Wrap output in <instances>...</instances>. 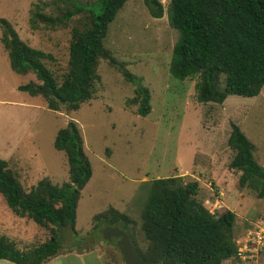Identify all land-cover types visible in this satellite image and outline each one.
I'll list each match as a JSON object with an SVG mask.
<instances>
[{
    "label": "rangeland",
    "instance_id": "1",
    "mask_svg": "<svg viewBox=\"0 0 264 264\" xmlns=\"http://www.w3.org/2000/svg\"><path fill=\"white\" fill-rule=\"evenodd\" d=\"M157 1L163 11L159 19L149 15L143 0H127L102 40L110 56L147 90L146 116L137 114V86L104 59L96 63L92 99L75 111L65 106L48 110L40 97L16 90L19 85L38 82L31 73L22 76L11 72L0 44V159L6 161L23 192L44 178L58 187L68 182L65 156L52 145L56 132L69 122L78 129L91 168L76 203L73 230L41 227L16 217L0 196V236L10 240L18 252L48 242L53 230L60 244L58 254H71L57 257L55 264H123L116 240L102 238L104 222L94 216L108 208L125 215L129 219L126 232L143 251L147 241L140 230V213L149 185L154 179L167 177L196 182L195 199L210 214L232 212L233 240L255 220H264V199H258L247 186L238 187L239 173L228 169L233 152L226 143L234 124L252 145L257 164L264 168V84L255 97L230 95L221 104L197 102L196 78L177 80L168 73L177 32L167 22L169 0ZM43 3L48 4L42 8L46 17L58 19L69 9L63 0H0V18L24 44L50 55L43 64L60 82L67 70L71 31L80 28L85 19L76 15L52 26L35 22L31 28L33 6ZM92 247L95 252L82 258L71 253ZM223 264L264 263L258 259Z\"/></svg>",
    "mask_w": 264,
    "mask_h": 264
},
{
    "label": "trees",
    "instance_id": "2",
    "mask_svg": "<svg viewBox=\"0 0 264 264\" xmlns=\"http://www.w3.org/2000/svg\"><path fill=\"white\" fill-rule=\"evenodd\" d=\"M127 0H63L69 7L57 18L46 17L42 8L34 5L29 23L52 26L82 15L80 28H73L68 46L67 70L57 82L43 64L50 55L31 48L19 40L10 24L0 18V44L6 51L9 69L17 75L33 74L37 84L28 82L17 86L18 91L40 97L48 110L61 106L77 110L94 95L97 79L95 67L104 59L121 72L122 77L137 86L134 89L139 116L149 112V95L137 85L134 77L103 48L108 25ZM149 15L162 17L157 0H143ZM168 25L177 32L172 46L168 73L172 78H196L195 100L199 103L221 104L226 97H255L264 84V0H169ZM227 146L233 152L228 169L239 173L238 187L247 186L258 199H264V168L252 155V145L231 124ZM53 148L66 159L68 182L54 186L40 179L28 192H23L6 161L0 159V196L10 212L41 227H68L73 230L76 203L80 191L91 176V168L82 150V139L73 122L59 129ZM196 182L182 183L181 177L154 179L140 213V230L147 241L139 251L126 232L129 219L112 208L97 214L94 219L105 226L123 230L136 254L158 264H223L234 260L232 235L234 214L224 211L210 214L195 199ZM103 226V227H105ZM251 228V225L250 227ZM28 252H18L14 244L0 236V263L42 264L55 257L60 249L56 233Z\"/></svg>",
    "mask_w": 264,
    "mask_h": 264
},
{
    "label": "built area",
    "instance_id": "3",
    "mask_svg": "<svg viewBox=\"0 0 264 264\" xmlns=\"http://www.w3.org/2000/svg\"><path fill=\"white\" fill-rule=\"evenodd\" d=\"M260 258H256V256ZM261 259L264 263V220H255L252 227L235 242L234 260L246 261Z\"/></svg>",
    "mask_w": 264,
    "mask_h": 264
},
{
    "label": "water",
    "instance_id": "4",
    "mask_svg": "<svg viewBox=\"0 0 264 264\" xmlns=\"http://www.w3.org/2000/svg\"><path fill=\"white\" fill-rule=\"evenodd\" d=\"M100 234L106 241H110L111 239L116 240L115 247L122 258L123 264H158L139 258L127 234L123 230L117 227L106 226L100 231Z\"/></svg>",
    "mask_w": 264,
    "mask_h": 264
},
{
    "label": "crops",
    "instance_id": "5",
    "mask_svg": "<svg viewBox=\"0 0 264 264\" xmlns=\"http://www.w3.org/2000/svg\"><path fill=\"white\" fill-rule=\"evenodd\" d=\"M242 236H243V233L238 238H236L234 240V245H235V242L238 241ZM93 252H95V248L92 247V248H89L88 250H81L80 252H71V253H75V254H73L74 256L82 258V257H85V256L92 254ZM67 255H71V254L70 253L57 254L55 257L46 260L42 264H55V262L57 261V259H56L57 257H65ZM95 258L99 259V256H96Z\"/></svg>",
    "mask_w": 264,
    "mask_h": 264
}]
</instances>
